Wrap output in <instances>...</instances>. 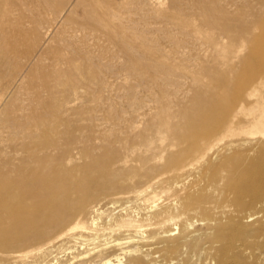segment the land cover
<instances>
[{
    "label": "bare ground",
    "instance_id": "6f19581e",
    "mask_svg": "<svg viewBox=\"0 0 264 264\" xmlns=\"http://www.w3.org/2000/svg\"><path fill=\"white\" fill-rule=\"evenodd\" d=\"M17 1L0 0V26L8 25L1 29L14 37L11 48L0 52V63L7 66L0 74V264H264L261 35H255L259 41L251 55L258 62L247 64L246 74L221 72L205 83L202 54H187V76L194 80L196 93L175 111L169 104V87L162 83L178 78L184 71L181 64L142 30L126 24L120 3H85L82 25L105 32L103 36L127 57L129 69L158 85L157 105L145 119L152 135L143 129L145 150L137 153V164L128 166L121 151L109 143L111 128H99L102 131L93 135L77 132L64 121L65 103L56 86L64 80L73 89L80 86L76 64L63 68L56 63L43 76L47 97L35 92L17 106L13 97L5 100L7 89L24 72V58L53 51L60 62L66 53L49 49L39 39L41 29L54 19L39 13L25 25L15 16ZM38 1L55 17L74 2ZM206 10L215 23L231 27L220 6ZM167 14L204 47L205 59L211 50L218 62L231 67L222 35L203 33L188 17ZM179 116L183 120L176 123L174 117ZM92 136L101 139L99 151L90 147ZM154 147L164 152L163 162H153ZM76 154L89 160L79 164ZM158 175L159 191L151 181ZM102 197L112 205L103 207ZM197 221L205 222V231L197 228Z\"/></svg>",
    "mask_w": 264,
    "mask_h": 264
},
{
    "label": "rangeland",
    "instance_id": "374dc122",
    "mask_svg": "<svg viewBox=\"0 0 264 264\" xmlns=\"http://www.w3.org/2000/svg\"><path fill=\"white\" fill-rule=\"evenodd\" d=\"M76 1L74 0L69 8L63 10V14L61 13L56 17L48 15V12L46 13L44 2L38 0L17 1L15 16L25 20V25L35 17H40L39 13L42 14V18L47 16L54 19L50 27L45 24L46 27L41 29L42 32L39 39L44 42V46H49V49L58 47L61 48L62 52L66 53L60 62L55 59L53 51L44 53L41 58H38L37 55L30 60L24 58V72L18 78L19 82L17 80L7 89V94H5L4 98L9 100L13 97L15 100L13 99L12 102L17 106L26 102L28 97L35 92L47 97L48 91L42 84L43 76L50 73L56 63L63 68H68L72 62V66L76 64L74 66L77 76L81 80L80 86L73 89L67 80L56 86L58 97L65 103L62 112L64 121L71 123L77 132L89 131L93 135L102 131L100 130L102 128L103 130L104 128L107 130L111 128L113 132L109 143L121 151L124 159L123 164L128 166L137 164L139 162L137 153L145 150V142L142 138L143 129L146 135H152L151 130L146 127L145 119L151 115L157 105L158 85L151 81L147 82L146 79H141L137 73L130 70L127 57L122 54L123 52L115 42L109 40L108 37H104L106 35L105 32L82 25V8L85 3L91 0H80L82 2L81 6H76ZM107 1L120 3L123 19L124 21L126 20L125 23H128L136 30H142L146 37L153 40L152 44H156L164 51H169L175 61L183 67L182 70L184 71L183 75H180L181 78L180 76H178L179 79L174 77L169 83H162L166 88L169 87L167 89L169 92V104L175 111L184 107L196 93L193 88L194 80L187 76V54H191L192 57H198V54L199 56L202 54V64L207 67L202 72L205 76L203 78L205 83L221 72H228L232 75L246 74L248 73L246 65L258 62V59L251 55L256 43L259 41L258 38H255V35L260 34L259 39L264 44V0H133L132 4L131 2L127 4L126 0ZM209 5H218L225 11V20L230 23V28H225L215 23V17L211 15L212 12L206 10ZM168 12L179 14L185 19L188 17L191 20V25L200 28L203 33L206 31L212 32L217 38L222 35L220 42L223 47L230 51L229 61L231 67L228 68L227 64L218 62L219 57L216 54L212 55L211 50L209 51L210 57L205 59L204 47L198 41L193 40L187 32H183L182 26L175 19L173 20L168 16ZM130 20H133L135 25ZM144 26L148 29L145 30ZM1 28L0 26V52L3 53L4 49L11 48L14 37L7 35L8 33L6 34V31H3L8 29L7 24H4L3 30ZM2 35L7 36L5 39H1ZM20 49H23V47ZM260 49L264 52L263 45H261ZM78 54L82 56L79 57ZM6 70L7 66L0 63V74ZM174 81L178 82L177 84L179 85L173 84ZM131 102L133 105L135 103L133 109ZM136 108L138 109L136 110ZM127 117H131V121ZM127 120L129 123H127ZM174 120L178 123L183 118L180 116L174 117ZM89 144H91L90 147L94 151H99L101 139L92 136ZM152 150L157 152V157L153 159V162H163L164 160L161 156L164 152L158 147H154ZM76 160L79 164H82L89 158L76 154ZM134 178L137 185L142 186L143 183H138V177ZM158 178L159 175L151 180L153 188L157 187L155 189H158L157 191L161 189ZM99 199H101L103 207L112 205L109 202V198L102 197ZM196 225L200 231L206 230L204 221H197ZM6 254L4 253V255Z\"/></svg>",
    "mask_w": 264,
    "mask_h": 264
}]
</instances>
